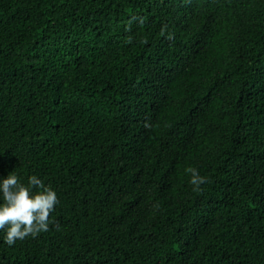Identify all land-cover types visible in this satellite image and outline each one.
<instances>
[{"label":"trees","instance_id":"16d2710c","mask_svg":"<svg viewBox=\"0 0 264 264\" xmlns=\"http://www.w3.org/2000/svg\"><path fill=\"white\" fill-rule=\"evenodd\" d=\"M11 171L59 203L0 264H264V0H0Z\"/></svg>","mask_w":264,"mask_h":264},{"label":"clouds","instance_id":"9594fccd","mask_svg":"<svg viewBox=\"0 0 264 264\" xmlns=\"http://www.w3.org/2000/svg\"><path fill=\"white\" fill-rule=\"evenodd\" d=\"M189 183L199 191L206 182L195 168H188ZM59 203L57 192L33 174L23 182L15 171L0 177V240L7 246L47 232L50 214Z\"/></svg>","mask_w":264,"mask_h":264}]
</instances>
